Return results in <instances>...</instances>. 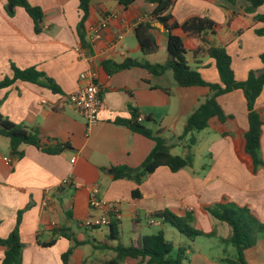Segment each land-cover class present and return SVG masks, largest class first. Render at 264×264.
I'll return each mask as SVG.
<instances>
[{"label":"crops","instance_id":"obj_1","mask_svg":"<svg viewBox=\"0 0 264 264\" xmlns=\"http://www.w3.org/2000/svg\"><path fill=\"white\" fill-rule=\"evenodd\" d=\"M26 1L42 11L38 33L33 19L22 8L0 0V81L11 78L14 69H33L42 76L37 82L16 80L0 89V115L36 130L43 146L68 144L71 149L49 155L42 148L22 145V155L15 157L9 139L0 136V239L17 229L23 244L21 264H62V254L73 246L68 264H101L114 257L113 249L118 244L130 246L164 228L153 217L164 210L178 216L191 213L192 227L209 233L212 225L224 223H212L213 217L203 207L223 198L248 206L264 224V86L254 103L263 123L259 165L253 166L244 148L248 111L241 90L218 98L223 114L231 118L222 123L211 119L207 128L193 135L195 144L189 147L191 135H181L188 117L209 95L207 87H178L170 72L152 76L140 67H103V63L121 64L126 59L151 64L167 60L169 32L162 25L152 23L158 45L155 54L142 56L134 35L138 22L150 20L154 4L134 0L124 8L118 0H93L84 22L85 42L92 26L104 19L107 24L89 51L79 38L77 0ZM169 14L171 23L182 24L192 17L214 23V34L207 35L205 41L189 38L180 29L171 32L182 40L188 66L206 81L219 83L208 55L211 47H223L230 55L237 82L245 81L250 71L264 68V33L260 32L264 24L255 21L256 16L264 15V4L249 11L244 0H175ZM79 48L84 49L85 56L77 51ZM87 69L97 72L103 99L98 122L90 129L65 101L81 86L79 75ZM132 111L143 117L140 124L165 139L173 156L184 157L190 152L192 166L175 173L159 167L139 184L115 180L114 168L138 169L154 146L151 139L119 122L129 121ZM64 179L72 184L61 186ZM94 186L99 187L100 198L118 202L115 240L109 238V228L81 226L92 214L88 196ZM134 191L137 197H133ZM62 229L71 239L60 236ZM229 235L216 238L221 244L216 257L211 249L204 248L208 243L198 241L213 237L179 239L177 248L173 246L174 250L186 249L181 264H225V259L235 260L227 256L231 245L221 242ZM47 243L52 245L44 246ZM4 252L5 247L0 245V264ZM243 254L246 264H264V234H259L254 246ZM120 264L146 263L126 258Z\"/></svg>","mask_w":264,"mask_h":264},{"label":"trees","instance_id":"obj_2","mask_svg":"<svg viewBox=\"0 0 264 264\" xmlns=\"http://www.w3.org/2000/svg\"><path fill=\"white\" fill-rule=\"evenodd\" d=\"M93 0H77V7L80 15L79 22V38L81 45L90 51L88 44L84 40V22L89 16L90 4ZM175 0H145V2L154 4L155 8L150 14L149 21H140L134 28V35L139 46L142 56L155 54L158 50L156 39L152 33L154 27L152 23H159L168 32L167 40V60L162 64H151L147 61H136L126 59L121 64L103 63V67L110 65L112 70H125L134 67L145 69L152 76H163L166 72L172 74L174 85L182 88L187 87H207L209 95L205 100L191 113L188 117L181 138L190 134L189 147L195 144V133L201 132L208 127L211 119H217L218 122H225L230 116H225L223 110L218 103V98L224 94L234 90H241L246 99V107L248 111L247 131L244 134V148L246 154L250 157L253 166L260 164L258 159V151L260 147V136L263 123L260 116L254 110L255 100L259 97L264 86V68L260 72L250 71L245 81L237 82L234 79L231 68V57L223 47H211L208 50L209 57L213 60L219 83H210L206 81L202 74L191 69L186 60V50L182 40L173 35L171 32L180 29L187 37L192 39H200L205 41V37L214 34L215 25L212 21L203 17H192L184 21L182 24L171 23L170 10ZM234 3L235 0H228ZM249 4V11L256 10L264 4V0H244ZM134 0H118V4L124 8H128ZM7 4L13 8H22L34 22V30L39 32V24L43 14L39 7L32 6L26 0H7ZM255 21L264 24V15L256 16ZM260 32L264 33V30ZM259 32V33H260ZM264 61V58H263ZM41 74L28 69L20 71L13 70L11 78H5L0 81V89L6 88L13 84L16 80L26 82H37L41 78ZM49 82L52 91L56 88ZM168 91V90H165ZM137 114L132 111L129 121H119L134 133L149 138L154 142V146L148 156L138 169H130L128 167H117L113 169L114 179L132 180L139 184L142 178L153 173L159 167H167L171 172L175 173L192 166L193 156L189 153L184 157L173 156L170 153V147L166 144L165 139L159 135H153L144 125L137 122ZM148 120V119H147ZM0 136L9 139V147L15 157L22 155L19 151L20 146L29 145L42 150L49 155H57L61 151L71 149L68 144L56 145L54 147H46L41 144L38 132L21 124H15L7 118L0 115ZM133 197H137L138 193L134 191ZM215 220L226 224L230 228V235L221 242L225 245H231L236 250L235 260L225 259V264H246L244 259V251L252 248L259 234H264V224L261 223L250 211L248 206H239L236 203L223 198L220 202L203 207ZM155 219L160 220L163 226H170L175 229L181 236L189 241H194L198 237H213L214 232L204 233L192 227V215L186 213L184 216H178L169 210L155 213ZM117 219L111 217L109 226V238L116 239ZM60 236L71 239L70 235L63 234ZM0 245L5 247L2 258V264H21V252L23 244L20 241L17 229L4 240L0 239ZM52 243L44 244L51 246ZM74 246L67 249L61 256L62 264H68L72 255ZM114 257L104 261L101 264H120L126 258L140 259L146 264H181L186 259L185 248L179 247L174 250L172 242L167 240L164 233L160 230L157 233L143 236L138 243L130 246H122L118 244L114 249Z\"/></svg>","mask_w":264,"mask_h":264},{"label":"built area","instance_id":"obj_3","mask_svg":"<svg viewBox=\"0 0 264 264\" xmlns=\"http://www.w3.org/2000/svg\"><path fill=\"white\" fill-rule=\"evenodd\" d=\"M107 20L104 19L95 26H92L87 34V44L91 49L95 44L99 32L106 27ZM87 49V48H86ZM81 55H84V49H77ZM85 56V55H84ZM98 75L93 69H87L80 73L79 82L81 86L66 97V103L75 109L83 118L87 129L95 126L98 122V114L103 105L101 97V89L97 83ZM137 122H142L144 119L141 116L137 117ZM5 161H8L6 158ZM72 184L71 180L64 179L61 186ZM88 208L92 214L85 218L81 226L87 229L107 228L111 217L119 216L118 202H107L100 198L99 187L91 188L88 196Z\"/></svg>","mask_w":264,"mask_h":264},{"label":"rangeland","instance_id":"obj_4","mask_svg":"<svg viewBox=\"0 0 264 264\" xmlns=\"http://www.w3.org/2000/svg\"><path fill=\"white\" fill-rule=\"evenodd\" d=\"M194 135H197V134H194ZM196 137V136H195ZM211 221L212 223L214 224H221V223H218L214 218H211ZM222 225V227H220ZM219 226H215V225H212V228H211V232H214V235L213 238H210V239H199L198 241L200 243H208L209 247L208 246H205L204 248L206 250H212V255L213 256H217V254H219L218 252H220L218 250V247L221 246V244H219V242L216 240V238H220V237H223V236H226L227 233H230V228L226 225V224H221ZM194 228V227H193ZM198 228V227H197ZM73 229L76 230V227L73 226ZM159 230H162L164 235H165V238L169 241H171L173 243V245L176 247V245L179 244V239H181L182 241H187L186 238H184L183 236H181L175 229L171 228L170 226H164V228L162 229H159ZM217 232H218V235H217ZM228 251H227V256H229L230 259H235V249L232 247V246H228ZM183 264H189L188 262H184Z\"/></svg>","mask_w":264,"mask_h":264},{"label":"water","instance_id":"obj_5","mask_svg":"<svg viewBox=\"0 0 264 264\" xmlns=\"http://www.w3.org/2000/svg\"><path fill=\"white\" fill-rule=\"evenodd\" d=\"M157 25H159V24H157Z\"/></svg>","mask_w":264,"mask_h":264}]
</instances>
